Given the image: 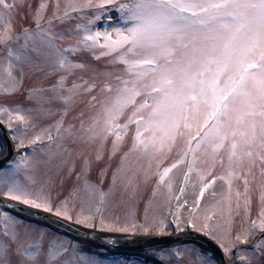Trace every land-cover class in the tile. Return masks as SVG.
I'll return each instance as SVG.
<instances>
[{"label": "snow or ice", "instance_id": "6c2138e0", "mask_svg": "<svg viewBox=\"0 0 264 264\" xmlns=\"http://www.w3.org/2000/svg\"><path fill=\"white\" fill-rule=\"evenodd\" d=\"M0 162V264H264V0H0Z\"/></svg>", "mask_w": 264, "mask_h": 264}, {"label": "rangeland", "instance_id": "374dc122", "mask_svg": "<svg viewBox=\"0 0 264 264\" xmlns=\"http://www.w3.org/2000/svg\"><path fill=\"white\" fill-rule=\"evenodd\" d=\"M91 13H89V15H90ZM73 23H75V21H73ZM15 148V147H14ZM173 156H174V154H173ZM172 162V158H170L168 161H167V163H171ZM93 178H95V173H93ZM21 179H23V176L21 177ZM38 179H39V177H38ZM181 179V176H180V173H179V170L177 171V175H176V180H177V186H178V184H179V180ZM71 183H72V181L71 180H69L68 182H66L65 183V185L63 186V189H62V191H60V195L61 196H63V195H67L68 194V191H69V188H70V186H71ZM59 190V189H58ZM148 191H150V187H149V189H147L146 191H145V196H147V194H148ZM189 198H191V196H190V193H189ZM141 208H142V205H141ZM112 211L113 212H117V211H120V209H112ZM71 222H73V223H75L74 221H71ZM76 224V223H75ZM77 226H79L80 228H84V226H82V225H79V224H76ZM90 230H93V231H95V232H98V233H103V234H125V233H120V232H116V231H112V230H107V229H99V228H97V229H90ZM136 233H139V232H136ZM142 234H144V233H142ZM94 242V241H93ZM155 247V246H154ZM147 251V250H146ZM92 254H94V253H92Z\"/></svg>", "mask_w": 264, "mask_h": 264}, {"label": "bare ground", "instance_id": "6f19581e", "mask_svg": "<svg viewBox=\"0 0 264 264\" xmlns=\"http://www.w3.org/2000/svg\"><path fill=\"white\" fill-rule=\"evenodd\" d=\"M92 233V232H91ZM92 234H94V233H92ZM95 236H98L97 234H94ZM99 239H102L103 237L102 236H99L98 237ZM109 238V237H108Z\"/></svg>", "mask_w": 264, "mask_h": 264}]
</instances>
